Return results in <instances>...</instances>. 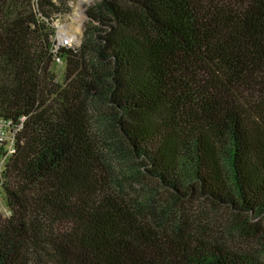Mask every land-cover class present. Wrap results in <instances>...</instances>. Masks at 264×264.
<instances>
[{"label": "trees", "instance_id": "16d2710c", "mask_svg": "<svg viewBox=\"0 0 264 264\" xmlns=\"http://www.w3.org/2000/svg\"><path fill=\"white\" fill-rule=\"evenodd\" d=\"M70 9L0 0V264H264V0Z\"/></svg>", "mask_w": 264, "mask_h": 264}, {"label": "rangeland", "instance_id": "374dc122", "mask_svg": "<svg viewBox=\"0 0 264 264\" xmlns=\"http://www.w3.org/2000/svg\"><path fill=\"white\" fill-rule=\"evenodd\" d=\"M96 0H69L70 10L66 13L58 14V16L54 19L53 25L56 28V33L58 32L59 35H64L61 32V26L68 25L73 23L74 25L76 22L80 23V32L77 34H70L72 31L71 29L66 32L65 35H73V41L71 42L72 45H80L82 35H83V25L86 24L88 20L87 9ZM52 69L57 72L58 78L61 80L63 76V69L64 66L61 61H56L53 64Z\"/></svg>", "mask_w": 264, "mask_h": 264}, {"label": "built area", "instance_id": "2783aa9c", "mask_svg": "<svg viewBox=\"0 0 264 264\" xmlns=\"http://www.w3.org/2000/svg\"><path fill=\"white\" fill-rule=\"evenodd\" d=\"M72 41L73 35H59L57 32L55 36L54 50L57 51L61 46H77L76 44L72 45ZM57 60L61 61L59 57H57ZM20 127L21 125L19 124L15 125L9 120L0 119V147H3L2 152L0 151V176L2 175L6 160L14 151L15 136ZM1 185L2 180H0V211H6L1 194Z\"/></svg>", "mask_w": 264, "mask_h": 264}, {"label": "bare ground", "instance_id": "6f19581e", "mask_svg": "<svg viewBox=\"0 0 264 264\" xmlns=\"http://www.w3.org/2000/svg\"><path fill=\"white\" fill-rule=\"evenodd\" d=\"M80 26L81 24L78 22H76L75 25L73 23L64 25V26H61V32L62 34H66V32L71 29L72 31H70L71 32L70 34H77L80 32Z\"/></svg>", "mask_w": 264, "mask_h": 264}, {"label": "water", "instance_id": "95a60500", "mask_svg": "<svg viewBox=\"0 0 264 264\" xmlns=\"http://www.w3.org/2000/svg\"><path fill=\"white\" fill-rule=\"evenodd\" d=\"M86 24L83 25V30L85 29Z\"/></svg>", "mask_w": 264, "mask_h": 264}]
</instances>
